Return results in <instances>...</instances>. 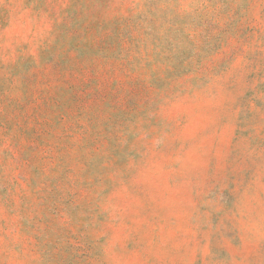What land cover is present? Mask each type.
I'll return each instance as SVG.
<instances>
[{
    "label": "rangeland",
    "instance_id": "rangeland-1",
    "mask_svg": "<svg viewBox=\"0 0 264 264\" xmlns=\"http://www.w3.org/2000/svg\"><path fill=\"white\" fill-rule=\"evenodd\" d=\"M0 264H264V0H0Z\"/></svg>",
    "mask_w": 264,
    "mask_h": 264
}]
</instances>
